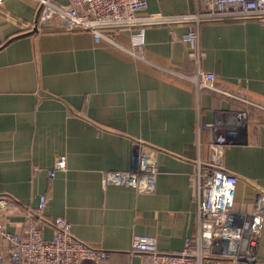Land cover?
<instances>
[{
    "label": "crops",
    "instance_id": "obj_1",
    "mask_svg": "<svg viewBox=\"0 0 264 264\" xmlns=\"http://www.w3.org/2000/svg\"><path fill=\"white\" fill-rule=\"evenodd\" d=\"M144 1L145 13L166 17L199 9L198 0ZM34 21L32 0H1L0 196L9 199L8 233H23L43 196V216L66 219L75 240L108 253L103 264H139L135 236L178 253L196 231L191 175L218 136L226 140L223 167L237 179L233 210L264 211L263 26L185 19L148 27L142 58L134 59L87 33L30 30ZM191 31V42L180 40ZM131 33L115 36L117 43L129 48ZM203 72L214 74L216 90L200 87ZM141 153L155 163L150 191L102 187L104 173L131 170ZM60 155L66 170L50 178ZM51 234L44 228L45 240ZM263 253L264 230L260 261Z\"/></svg>",
    "mask_w": 264,
    "mask_h": 264
},
{
    "label": "built area",
    "instance_id": "obj_2",
    "mask_svg": "<svg viewBox=\"0 0 264 264\" xmlns=\"http://www.w3.org/2000/svg\"><path fill=\"white\" fill-rule=\"evenodd\" d=\"M32 1L35 3V21L30 30L44 32L57 28L62 32L87 33L95 43L115 47L134 59L142 58L141 46L148 27H170L185 19L198 24L254 21L264 27V0H198V11L188 18L145 13L147 4L144 0H66L64 4L55 0ZM123 31L132 32L129 48L115 39ZM194 38L192 31L180 36L183 42H191ZM198 78L201 88L216 90L214 74L203 72ZM225 142V137L218 136L209 145L207 160L198 163L197 170L191 175L197 199L193 237L185 240L180 252L161 253L153 238L135 236L131 254L140 259L139 264H144L145 260L149 264H264V253L262 260L258 259L264 211L258 208L247 214L233 210L237 179L223 167L222 146ZM133 162L129 171L104 173L102 187L126 186L139 192L150 191L156 176L155 163L142 153ZM65 170L66 157L60 155L55 159L49 177L56 171ZM8 207L7 196H0V264H103L108 259L104 250L75 240L66 219H46L43 216L45 197L39 198L34 215L27 219L20 235L5 230L4 213ZM44 228L51 230L48 240L43 238Z\"/></svg>",
    "mask_w": 264,
    "mask_h": 264
},
{
    "label": "trees",
    "instance_id": "obj_3",
    "mask_svg": "<svg viewBox=\"0 0 264 264\" xmlns=\"http://www.w3.org/2000/svg\"><path fill=\"white\" fill-rule=\"evenodd\" d=\"M258 264V263H257Z\"/></svg>",
    "mask_w": 264,
    "mask_h": 264
}]
</instances>
